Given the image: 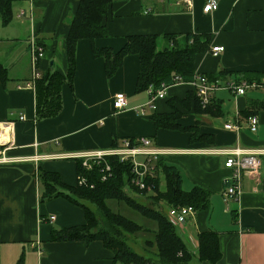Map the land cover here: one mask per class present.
<instances>
[{"label":"crops","instance_id":"obj_1","mask_svg":"<svg viewBox=\"0 0 264 264\" xmlns=\"http://www.w3.org/2000/svg\"><path fill=\"white\" fill-rule=\"evenodd\" d=\"M204 1L193 0L187 9L170 0H114L105 20L108 35L93 43L77 42L75 75L71 84L61 85V110L40 120H36L35 88H17L32 77L28 39L33 27L44 46L38 60L40 74L49 67L65 74L64 38L77 0H33V26L17 17L20 7H28L26 1H17L11 22L7 26L0 22V64L8 77L5 84L0 82V130L5 123L11 128V143L0 144V150L5 149L0 153V264H15L21 254L23 264H110L112 253L100 241L50 240L53 228L82 225L85 216L81 207L63 197L41 204L37 173L57 172L65 184L75 186V154L109 150L114 142L141 137L149 138L155 148L175 150L163 157L179 169L183 190L200 186L210 193L209 208L196 211L184 231L176 229L192 253L187 264H264V155L259 174H243L238 198L227 204L223 183L231 171L224 166L226 156L213 151L235 145L264 149V79L247 80L264 72V0H217V9L210 13L203 12ZM187 32L210 34L207 51L195 58V73H219L221 87L212 92L213 112L187 114L179 122L211 134V143H191L188 132L156 129L150 116L154 110L166 111L167 104L158 99L154 108L147 107L148 93L135 92L136 54L126 55L116 72L106 77L104 59L92 53V44L115 52L131 34ZM216 45L224 50L213 55L210 48ZM233 81L261 85L235 95L223 87ZM191 87L173 84L167 97H182ZM117 92L127 98L126 107L118 111L113 107ZM141 106L144 114L136 111ZM247 112L258 119L256 132L247 127ZM226 123L238 124L239 130L225 129ZM209 229L218 235L221 256L215 263L196 255L197 236Z\"/></svg>","mask_w":264,"mask_h":264},{"label":"trees","instance_id":"obj_2","mask_svg":"<svg viewBox=\"0 0 264 264\" xmlns=\"http://www.w3.org/2000/svg\"><path fill=\"white\" fill-rule=\"evenodd\" d=\"M21 0H0V22L7 26L13 18V6ZM24 1V0H22ZM114 0H77V7L71 17L67 35L64 38L66 58L65 74L49 67L35 79V113L36 120L56 116L61 110V85L64 81L72 83L76 69V45L80 39H88L91 43L96 38L108 35L107 16ZM159 39L165 41L164 47L159 48ZM211 36L208 33H188L183 36L164 35H130L127 42L117 51L109 48H97L92 44L95 57L104 59L106 77H111L122 65L126 55L136 54L139 58V72L135 84V92H143L152 85L161 89L162 84H174V76H180L184 83L190 82L195 74V58L208 49ZM211 81H218L219 73H202ZM246 78V77H245ZM249 78V77H248ZM251 80L261 82L264 72H259ZM8 80L7 69L0 64V82ZM167 104V110H154L150 116L156 129L178 130L190 133L189 141L211 143V134L200 133L196 125L184 126L179 120L187 114L194 116L213 112L212 99L202 107L196 90L192 86L185 91L184 96H166L162 98ZM253 115L251 112L245 114ZM129 139L135 143V138ZM124 140V139H122ZM121 140V141H122ZM114 142L113 147L119 146ZM136 144V143H135ZM77 176L85 182L70 186L65 184L57 172L38 170L37 177L42 185L39 202L63 197L74 205L82 208L85 223L82 225L53 228L50 232L51 241H100L103 247L112 253L110 264H187L192 253L187 249L175 226L168 220L160 209L161 203L169 206H192L200 211L209 208L210 193L194 186L185 191L181 188V173L172 164H168L163 156L154 161L153 176L146 177L145 182L152 186L151 191L134 187L131 180L129 162H123L117 156H105L99 163H94L90 169L81 165V159L75 158ZM109 165V170L104 169ZM106 176L102 180V176ZM163 185V186H162ZM225 187V185H224ZM134 193L147 200V204L136 200ZM108 201L125 203L146 220L155 224L153 240L148 241L153 252L145 257L128 244V237L144 232L143 225L129 219L113 210ZM87 204L95 207L93 210ZM197 256L200 260L215 263L221 256L218 235L212 230L201 232L197 236ZM154 255V258H153ZM21 254L15 264H23Z\"/></svg>","mask_w":264,"mask_h":264},{"label":"built area","instance_id":"obj_3","mask_svg":"<svg viewBox=\"0 0 264 264\" xmlns=\"http://www.w3.org/2000/svg\"><path fill=\"white\" fill-rule=\"evenodd\" d=\"M28 3V7L23 8L20 7L17 11V17L26 19L32 26L34 24L35 19V11L33 8V0H24ZM160 2L164 0H158ZM172 4L184 5L187 9L192 7L193 0H170ZM218 7L217 0H205L203 4V12L210 13L215 11ZM149 12L146 10L145 13ZM224 50L223 46H212L210 48V52L213 55H217L218 53ZM28 52L30 56L32 77L30 80L24 82L23 84L17 85V88L23 87H34L35 79H38L41 74L38 71V60L44 55V46L41 42H39L38 38L34 33V29L32 27L31 34L28 39ZM174 84L184 83L180 76H174L173 78ZM192 85L196 90V95L200 100L202 107L207 106L210 103L212 92L219 89L221 85L219 82L211 81L205 75L194 74L193 79L190 82H187ZM260 83L255 82H240L237 83L235 81L226 83L223 87L227 88L235 95H243L245 91L249 88H254L260 86ZM169 86H165L162 84L161 89H154L152 85L148 86V89L145 91L148 93V101L146 106L150 108L155 107L156 100L162 99L166 96V91ZM127 105V98L124 93L117 92L113 98V107L115 110H122ZM140 114H144L145 110L141 106L137 110ZM20 119L23 120V117L20 116ZM247 127L250 131L256 132L258 119L255 115L248 116L246 118ZM8 128V139L6 141L1 140L0 144H10V123H5ZM5 128L1 129V134L4 133ZM225 129L238 131L239 125L233 123H226L224 125ZM132 143L129 139H124L121 141L119 146L110 148L109 150L104 151H95V152H87L75 154V158L81 159V165L84 168L90 169L94 163H99L104 159L105 156H117L120 161L129 162L131 169V184L134 187H138V189H146L147 191H151L152 186L145 182L146 177L153 176L154 172V161L159 156L168 155L174 153L175 150L170 149H160L155 148L151 144V140L146 137L135 138ZM5 149L0 150V153L4 152ZM217 154L225 155L226 159L224 161L225 168H228L231 173L230 175L224 179V190H223V199L227 203L229 199H236L239 196V188L240 182L243 174L246 175H257L259 174V170L261 169V156L264 155V149H246L242 148L238 145L228 146L225 148H220L213 150ZM109 165L106 164L104 169L109 170ZM106 176H102V180H104ZM85 182V179L81 176L77 177V184H82ZM228 204V203H227ZM161 210L165 209L164 214L168 220L175 226L177 230L184 231L188 221L194 219L196 210L190 205L188 206H169L167 203H161ZM54 216H49V220H53ZM115 264H133V263H115Z\"/></svg>","mask_w":264,"mask_h":264},{"label":"rangeland","instance_id":"obj_4","mask_svg":"<svg viewBox=\"0 0 264 264\" xmlns=\"http://www.w3.org/2000/svg\"><path fill=\"white\" fill-rule=\"evenodd\" d=\"M163 39H159V48H163L165 41H162ZM133 197L136 198V200L147 204V200L144 197H140L134 193H130ZM47 201H42L41 204L46 203ZM109 205H111L112 209L117 211L118 213L122 214L123 216L132 219L133 221L143 225L145 228L144 232L137 233L134 236L128 237V244H130L131 248H133L136 252L139 254L149 257L152 252L153 248L150 247V244H148V241L153 240V230L156 228L155 224L146 220L144 217H142L140 214H138L133 209L129 208L125 203H117L114 201H108ZM89 207H91L93 210L95 207L91 204H87ZM163 212H165V209H163ZM154 258V255H153Z\"/></svg>","mask_w":264,"mask_h":264},{"label":"bare ground","instance_id":"obj_5","mask_svg":"<svg viewBox=\"0 0 264 264\" xmlns=\"http://www.w3.org/2000/svg\"><path fill=\"white\" fill-rule=\"evenodd\" d=\"M1 128V127H0ZM8 139V128H5L4 133L0 132V141H6Z\"/></svg>","mask_w":264,"mask_h":264},{"label":"water","instance_id":"obj_6","mask_svg":"<svg viewBox=\"0 0 264 264\" xmlns=\"http://www.w3.org/2000/svg\"><path fill=\"white\" fill-rule=\"evenodd\" d=\"M50 64H52V61H50ZM50 64H49V65H50Z\"/></svg>","mask_w":264,"mask_h":264}]
</instances>
